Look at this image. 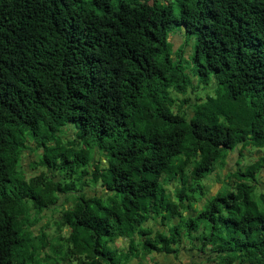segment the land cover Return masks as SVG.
I'll use <instances>...</instances> for the list:
<instances>
[{
    "label": "trees",
    "instance_id": "obj_1",
    "mask_svg": "<svg viewBox=\"0 0 264 264\" xmlns=\"http://www.w3.org/2000/svg\"><path fill=\"white\" fill-rule=\"evenodd\" d=\"M238 146L264 149V0H0V264H264V155L207 182Z\"/></svg>",
    "mask_w": 264,
    "mask_h": 264
},
{
    "label": "rangeland",
    "instance_id": "obj_2",
    "mask_svg": "<svg viewBox=\"0 0 264 264\" xmlns=\"http://www.w3.org/2000/svg\"><path fill=\"white\" fill-rule=\"evenodd\" d=\"M162 1H169V0H162ZM174 1V0H171ZM170 40L173 43V50L177 51L179 49V47H181L182 45V49L184 48L183 54L185 56H180L176 54V52L173 54L174 57H176V61H178L180 64H182L185 67V70L192 75L193 77V68H194V63L191 59V55H193L194 51H195V37L193 36H188L186 34V30L184 27H174L171 30V34H170ZM197 79V77H193L194 83L197 81L195 80ZM201 91V90H200ZM193 93V92H192ZM189 93L188 96L192 97V100L195 99V95ZM179 99L184 98L183 95L179 94L178 95ZM242 154H245L242 156ZM240 153V147L238 146L237 148H235L233 151H231L227 157V165L226 168L222 169V168H218L217 170H215L213 173H211L209 179H208V183L210 185V190L213 194H215L220 188H221V180L222 178L225 176V174L227 173V170L229 169H236L238 166L243 167L245 166L248 162L250 161H254L256 158H258L259 156L264 155V149L263 150H259V149H244L243 153ZM38 157H36V152L33 151V148L31 149H27L26 153L23 157L22 160V169L25 171V173L28 176H31V174H33L35 172V170L33 168H38L33 166L34 162L37 160ZM238 162V163H237ZM37 172H40V170H36ZM57 172H59V170H56ZM50 172V171H48ZM261 187H264V172H263V178L261 180V183H259ZM86 187V186H85ZM86 191H88L89 195H93L96 192L92 190V188L90 186L86 187ZM66 196H62L61 200L59 201V207L61 208L63 203L64 206L66 207L67 205H69L70 201L66 202ZM201 201H204V199H202ZM203 203V202H201ZM198 204V203H197ZM61 209L59 211H56L53 214L47 215V218H43V220L36 225L35 229L36 231H39L41 228H44L46 231H54L55 230V222L54 219L55 218L57 220L60 219V213ZM47 213H49V210H45L43 215L45 216ZM188 213V212H187ZM152 226L154 228H160L162 229L161 225L159 222L157 221H152ZM182 249L183 248H190V244L188 241H184L181 245ZM183 251H187L184 250ZM192 253H196L195 250H191ZM182 258L189 259L187 255H185L184 252H182ZM200 256V255H199ZM198 256V257H199ZM151 257H155V260H149L148 261H144L143 263H140V260H134L131 264H155V262H157V264H169L168 260L169 259H174L172 264H183L180 260H177L174 256H172L171 258L167 259L164 257H160V255H155L154 253L152 254ZM197 260V258H195L192 255V264L195 263V261ZM201 262H206L205 261V257L202 256L200 258ZM207 264H213V262H206ZM69 264V263H67Z\"/></svg>",
    "mask_w": 264,
    "mask_h": 264
},
{
    "label": "crops",
    "instance_id": "obj_3",
    "mask_svg": "<svg viewBox=\"0 0 264 264\" xmlns=\"http://www.w3.org/2000/svg\"><path fill=\"white\" fill-rule=\"evenodd\" d=\"M183 249L184 250H187V251H183ZM182 249V247H181V249L179 250V252L177 253V254H166V253H164V252H154V254L157 256V255H160V257H164V258H167V259H169V258H171L172 256H174L177 260H180L183 264H192V255L195 257V258H197V260L195 261V263L194 264H207L206 262H209L208 260H206L207 259V254H204L203 252H201V251H198V250H195V249H193V251L195 250V252L196 253H192L191 252V249H189V248H183ZM182 252H184L185 253V255H187L188 256V258L189 259H186L185 258V256H184V258H182ZM200 255V256H199ZM199 256V257H198ZM202 256H204L205 257V263L204 262H201L200 261V258L202 257ZM135 260H137V259H135ZM134 261V260H133ZM132 261V262H133ZM144 261H146V260H144ZM143 261V262H144ZM148 261V260H147ZM173 261H174V259L172 258V259H169L168 260V263L169 264H172L173 263ZM142 262V263H143ZM180 264V263H179Z\"/></svg>",
    "mask_w": 264,
    "mask_h": 264
}]
</instances>
